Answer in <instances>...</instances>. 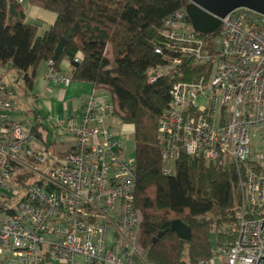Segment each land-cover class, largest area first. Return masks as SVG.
I'll return each mask as SVG.
<instances>
[{
  "label": "built area",
  "instance_id": "1",
  "mask_svg": "<svg viewBox=\"0 0 264 264\" xmlns=\"http://www.w3.org/2000/svg\"><path fill=\"white\" fill-rule=\"evenodd\" d=\"M165 26L174 58L152 72L151 84L186 59L211 68L172 87L158 129L164 174L175 175L184 155L219 162L236 168L242 191L237 222L219 233L217 257L201 264H264V16L239 9L221 19L213 50L186 9ZM48 67V79L71 84V75L57 74L53 62ZM10 97L0 79V260L154 264L140 244L137 160L112 124L117 111L110 96L85 99L77 120L57 121L37 134L43 119L18 120ZM19 170L34 175L25 186L13 182Z\"/></svg>",
  "mask_w": 264,
  "mask_h": 264
},
{
  "label": "trees",
  "instance_id": "2",
  "mask_svg": "<svg viewBox=\"0 0 264 264\" xmlns=\"http://www.w3.org/2000/svg\"><path fill=\"white\" fill-rule=\"evenodd\" d=\"M0 0V68L22 75L24 98H34L39 70L53 62L56 73L71 63L74 82L108 93L123 125L132 126L138 166L135 205L143 214L140 244L154 264H201L213 257V238L237 222L242 191L236 168L182 156L175 175L164 174L158 146L159 121L171 106V90L190 82L209 67L186 59L169 74L150 83L153 71L164 68L174 55L166 49L165 21L189 5L187 0ZM26 7L55 14L44 33L41 21H29ZM213 36L202 35L209 50ZM161 48L163 55L156 53ZM76 57L80 63H74ZM34 122L54 126L31 104ZM25 121L30 122L29 115ZM31 123V122H30ZM41 138V136H40ZM49 150L54 143H47ZM33 174L16 171L14 184L25 186ZM182 221L190 241L174 232L157 239L167 223ZM219 235V234H218ZM214 239V240H216Z\"/></svg>",
  "mask_w": 264,
  "mask_h": 264
},
{
  "label": "crops",
  "instance_id": "3",
  "mask_svg": "<svg viewBox=\"0 0 264 264\" xmlns=\"http://www.w3.org/2000/svg\"><path fill=\"white\" fill-rule=\"evenodd\" d=\"M26 10H27L28 19L30 21L38 20L42 22L43 27H46L43 29V31H46L50 26H53L57 20V16L55 14L44 11L38 7H26ZM48 64L49 63H45L41 66L39 70L38 79L34 87L35 98L39 97L40 99L39 103L41 105V108L38 109L41 111L42 114L41 116L47 118L48 122H51L54 125H56L57 121H66L73 119L77 120L82 112L83 101L91 96H96L97 91L93 89V86L91 84H87V83H79V82H74L72 80L71 84L68 87H66L63 84L56 83L52 79H48L47 78L49 73ZM71 66L72 65L69 61H65L61 66V72L57 74L71 75ZM9 74H14L17 77L18 85H20L22 82V75L14 71H6L0 68V79L10 90V88L8 87V85L4 80V75H7L6 77H8ZM10 92H11L10 100L12 102V98L14 99L16 96V91L12 89L10 90ZM14 111H15V117L18 120L23 121L20 117V112L16 109H14ZM112 124L114 125L113 122ZM123 126L125 128L132 127L125 125ZM133 132L134 129L132 127V133ZM124 134H128V133H124ZM0 264H18V263L16 261L6 260L5 258L4 260H0Z\"/></svg>",
  "mask_w": 264,
  "mask_h": 264
},
{
  "label": "water",
  "instance_id": "4",
  "mask_svg": "<svg viewBox=\"0 0 264 264\" xmlns=\"http://www.w3.org/2000/svg\"><path fill=\"white\" fill-rule=\"evenodd\" d=\"M186 7L194 31L200 35L213 36L221 28V19L239 9H247L264 16V0H189ZM174 232L182 240L190 241V228L182 221L167 223L157 239Z\"/></svg>",
  "mask_w": 264,
  "mask_h": 264
},
{
  "label": "rangeland",
  "instance_id": "5",
  "mask_svg": "<svg viewBox=\"0 0 264 264\" xmlns=\"http://www.w3.org/2000/svg\"><path fill=\"white\" fill-rule=\"evenodd\" d=\"M24 4H25V0H24ZM44 28H46V27L42 26V28H41L42 31H40L41 34L44 33V31H43ZM6 76L7 75H4V80H5L6 84L8 85L10 90L14 89L16 91L15 98L14 99L12 98V103H13L14 109H16L20 112V117L23 120V122L25 121V118L29 115L30 122L33 123L34 122V114L32 112H30V110L32 108L31 104L33 103L36 108H41V105L39 103L40 102L39 97H37V98L34 97V98H29V99L24 98L23 92L21 90V85L17 84V81H18L17 77L14 74H9L8 77H6ZM96 95H104L107 97L109 96L107 92L101 91V90H98ZM112 122L114 123L113 126H114L115 130L117 132H119L123 137V142L125 143V146H126V153L130 156L136 157L135 141H134V137H133V133H132V127L125 128L117 116L114 118V120ZM124 133H128V134L124 135ZM223 227L220 229V231H218L216 237L218 236V234L221 231H223ZM214 239H216V238H213V253H214L213 257L216 258L217 257L216 254L219 253V250H218V244H217L216 240H214Z\"/></svg>",
  "mask_w": 264,
  "mask_h": 264
}]
</instances>
